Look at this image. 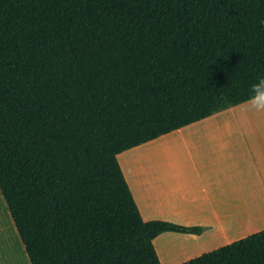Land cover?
Segmentation results:
<instances>
[{
	"label": "trees",
	"instance_id": "1",
	"mask_svg": "<svg viewBox=\"0 0 264 264\" xmlns=\"http://www.w3.org/2000/svg\"><path fill=\"white\" fill-rule=\"evenodd\" d=\"M264 77V0H0V190L31 264H161L118 153ZM179 264H264V228Z\"/></svg>",
	"mask_w": 264,
	"mask_h": 264
},
{
	"label": "crops",
	"instance_id": "2",
	"mask_svg": "<svg viewBox=\"0 0 264 264\" xmlns=\"http://www.w3.org/2000/svg\"><path fill=\"white\" fill-rule=\"evenodd\" d=\"M246 101L118 153L144 220L201 228L158 234L161 264H179L264 228V112L245 111ZM8 217L0 190V220ZM3 250L0 264L25 262L22 241L19 253Z\"/></svg>",
	"mask_w": 264,
	"mask_h": 264
},
{
	"label": "rangeland",
	"instance_id": "3",
	"mask_svg": "<svg viewBox=\"0 0 264 264\" xmlns=\"http://www.w3.org/2000/svg\"><path fill=\"white\" fill-rule=\"evenodd\" d=\"M173 153H174V150H173ZM7 220L6 219L0 220V248L2 250L6 248L9 249L8 252L12 256L16 254L17 252L19 253V249L21 248V240H20V236L16 228L14 227L13 220L10 217H8ZM23 254H24V260H25L23 264H31L29 260H27L28 256L25 251V248L23 250ZM12 260L14 262H17L15 257H10V262ZM19 264H20V261H19Z\"/></svg>",
	"mask_w": 264,
	"mask_h": 264
},
{
	"label": "clouds",
	"instance_id": "4",
	"mask_svg": "<svg viewBox=\"0 0 264 264\" xmlns=\"http://www.w3.org/2000/svg\"><path fill=\"white\" fill-rule=\"evenodd\" d=\"M251 95L242 106L245 111L264 112V77L254 83L250 89Z\"/></svg>",
	"mask_w": 264,
	"mask_h": 264
}]
</instances>
